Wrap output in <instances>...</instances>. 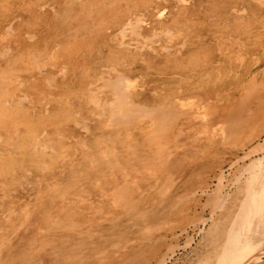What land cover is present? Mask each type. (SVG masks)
I'll return each mask as SVG.
<instances>
[{"label": "bare ground", "instance_id": "1", "mask_svg": "<svg viewBox=\"0 0 264 264\" xmlns=\"http://www.w3.org/2000/svg\"><path fill=\"white\" fill-rule=\"evenodd\" d=\"M139 1L133 0V13L115 30L109 28L117 53L99 72H83L78 82L67 85L65 100L54 95L59 89H54L57 76L52 71L58 68L61 78H68L80 54L76 44L67 39V47L51 37L42 49L21 52L26 60L15 58L12 44L0 52V62L7 64L0 72V264H150L151 256L153 264L171 263L174 244L158 256L156 242L150 252L138 243L136 250L142 253L135 257L126 235L133 241L134 229L154 212L149 203L153 190L167 193L189 186L193 188L181 197L183 203L199 204L205 197L211 206L208 218L194 217L202 226L194 225L202 234L195 249L200 264H264V76L249 70L248 76L238 75L233 88L238 98L222 90L220 78L215 87L183 76L185 69L208 76L211 70L225 73L234 62L242 67L250 36L258 44L264 18L260 22L255 14L247 19L252 0L244 7L234 5L235 20L231 24L229 17L222 18L213 51L192 41L196 0ZM254 3L264 7V0ZM41 7L55 11L45 2ZM7 18L0 19V26ZM14 22L4 27L6 38L13 37ZM128 31L145 43L126 42ZM25 37L38 43L35 31ZM147 51L155 60L164 52V63L150 60ZM58 58L61 66L55 63ZM201 63L202 71H195ZM31 68L38 76H49L48 94L38 87L40 77L24 80L21 70ZM220 104L225 106L218 109ZM252 126L256 128L246 135ZM216 144H230L234 158L206 160ZM224 163L227 171L233 170L228 179ZM204 173H212V189Z\"/></svg>", "mask_w": 264, "mask_h": 264}, {"label": "rangeland", "instance_id": "2", "mask_svg": "<svg viewBox=\"0 0 264 264\" xmlns=\"http://www.w3.org/2000/svg\"><path fill=\"white\" fill-rule=\"evenodd\" d=\"M108 1L109 0H0V19L8 16L7 18L8 22L5 25L0 26V52L4 48L12 44L10 46H11V49L13 50V54L15 58H17V60H26L25 55H22L21 52L23 51L28 52L29 50L34 51L37 48L42 49V47H45V45H47L45 41L47 40L50 41L51 37L53 38L56 36L58 37L59 41L63 40L62 42H64L65 46L67 47L70 45V44L65 43L67 39L71 41L72 46L76 44L75 46L78 47L80 54L77 56L78 62L74 64L76 66L75 67L72 65L70 66L68 76H67L68 78L63 80L61 78L62 76L59 75L58 68L53 69L52 71V73H55V75L57 76V82L54 85V89L55 88L59 89V90H56V93L54 95L55 97H57L58 95L57 97L58 99L60 98L64 99L67 96V94H62V93L64 90L68 89L66 87L67 85L68 87H71L73 86L72 84L78 82L79 79H81V77L83 76V72H86L88 70L92 71L93 68L99 72L100 67L107 64V61L110 59L111 55L117 53L116 45L114 44V42L110 40L111 36H109V34L111 33V29L109 30V28L112 27L115 30L117 25L119 24V21L125 20L126 16L133 13V7H134L133 3L134 2L133 0H128L125 2H123V0H120L118 4H111L105 7L104 5ZM43 2L51 4L54 7L55 11H53L51 7L42 8L41 4ZM138 2L140 1L138 0ZM246 3H249L248 0H196L195 9L192 12V16L194 20V22L192 23L193 24L192 26L194 29H197V30L194 34V40L192 41L197 42L198 44L199 43L204 44L205 46L203 47H206V48L209 47L210 50H213L215 47L217 38H218L216 37V35H218L217 29L218 27L221 28L220 26L222 25V22H221L222 18L229 17L231 20V24H232L235 18H234V15H231V9L233 8L234 5H237L239 7H244L245 5L243 4H246ZM248 7H249L248 9L249 13H248L247 19L248 20L253 19L254 15L256 14L259 16V21L262 22L261 19L264 18V7H260L258 9L256 4L254 3V0H252L249 3ZM10 21H15L14 22L15 31L13 32V37L9 39V38H6L7 35L4 31V27ZM1 22L3 21H0V23ZM77 29H79L80 31H78L74 37H71L70 33ZM27 31L36 32L37 37H38V41H37L38 45L37 44L33 45V43L29 42L26 39L25 33ZM258 32L262 33V35H260V39L258 40L259 41L258 44L253 45L254 43L252 42V40H254L253 34H251L250 36L252 40L251 42H248V45L246 47V53H247L245 56L246 60H241L244 62V63H241L242 67L239 66V62H234V63H231L230 65L231 67L223 66L227 68L225 70H222V71H225V73L221 72V74L217 75L215 74L214 70H211V74L208 76L204 74H202L201 76H196L192 74L193 71H191V69H185V71L183 72V76L185 77L188 76L190 78L189 81H194L195 83L199 82L200 86H202L205 82L208 83V81H210V83H213L212 84L213 86L215 84V87H216V82L218 83V81H220L219 80L220 78L222 79V82H219L220 85H222V90L230 92L231 98L232 97L238 98L239 97L238 92L236 93L233 89L234 85L236 84L238 75L240 77L243 74V72L247 74L246 71L249 70L250 71L249 74L251 75L255 73V71H259L260 75L264 76V24L260 25V30ZM224 37L228 38L229 36L224 35ZM158 40L161 41V43L166 44V40L164 37H159ZM49 41L47 42L49 43ZM125 41L131 42V43H134V42L145 43L143 39L133 36V33L130 31L127 32V39H125ZM53 46L54 44L52 43L51 46L49 47V50L52 49ZM147 52L148 53H146V56H148L150 60L157 61V62L159 61L158 62L159 64H162V62L164 63L163 61L164 52L162 51L159 52L160 57L158 58V60L154 59L155 56L151 55L150 51H147ZM73 53L70 54V56L74 57L75 59V56L73 55ZM14 56L11 59H15ZM21 56H23V59L21 58ZM252 57H258V61L251 59ZM127 58L129 59V54ZM74 59L71 61L72 64L75 62ZM213 59L216 60L215 65L219 66L220 65L218 63L219 57L215 55ZM45 61H48V58L45 59L44 62ZM55 63H57V65L59 66L63 64L60 58H58L57 61H55ZM19 64H20V67L24 65L23 62ZM139 64L140 62H138V65ZM6 66H7L6 63L0 62V72L4 70L5 68H7ZM203 66L204 65L202 63L199 64L196 67L197 70L195 71H198V69H200L199 71H202V69L204 68ZM49 69L51 70L50 67ZM32 70L34 69L31 68L30 70H27V71L21 70V74L24 80L26 81L33 80L34 77H31L30 75L34 74V76L36 75V77L39 75L37 70H34V71ZM38 77H40L39 79H37L38 87L41 89L40 91H42V93L44 92L45 94H48L52 90V88L46 83V81L49 79V76L44 75V76H38ZM243 79L245 83L248 80V78L246 79L244 77ZM243 94L245 95L246 92H244ZM214 98L215 97H213V100ZM223 105L225 106V104H220L219 106H216V107L218 109L219 108L221 109ZM238 107L240 109L241 106L238 105ZM51 113L53 114V110H51ZM45 116L47 115H43V117ZM218 119H222V118H218ZM255 128L256 127L252 126L251 129H246L245 134L247 135V133H250L252 129H255ZM260 130L261 128L259 129V131ZM262 131L264 132V126L262 128ZM253 134H256L254 130H253ZM263 137H264V134L260 133L261 140L263 139ZM229 145L230 144L228 145L216 144V146L218 147L215 148L213 151L211 150L212 156L206 155L204 158H206V160L207 159L209 160V158L213 157L215 159L218 158L219 160L226 159L227 161H230L231 159L234 158L233 154L235 152L234 151L230 152L233 148L229 147ZM216 151L219 153V156L217 157H215ZM231 153H233L232 156H231ZM224 166H225L224 170L228 172L227 173L228 176L225 173V177L226 179H228L231 176L230 174H233L232 173L233 170L227 171L228 165L224 163ZM211 175L212 173H206V174L204 173L202 176H203V179L208 182L207 186H209L212 189L213 186L211 185H213L214 182H212L213 180L211 179L212 177ZM191 188H193V186H189L187 188L184 187V190L181 191L178 188L174 189V187H172L171 189L169 188L170 190H168L167 193L163 192L164 188L156 193L153 190L152 191L153 195L151 196L153 199L149 200L150 201L149 203H154L152 205V206L155 205L154 212L148 215V220L147 222H145L146 224L142 222L143 224L141 223L142 225H140V228L134 229L133 241L130 238H128L126 235V239H127L126 244L132 245L133 250L137 252V250L138 251L140 250V247L139 248L137 247L138 243H140V245L144 247L141 249L143 252L145 250H146L145 252H150L151 246H153L154 248V246H156V243H157V246H156L157 255L162 256L166 253L165 249L166 248L168 249L171 243L172 246L175 245L174 250L176 254V255L174 254V256L172 257L171 263H176V264H187V263L197 264L198 263L200 264L199 260H202V258L200 259V256L198 254L200 251L199 252L198 250L195 251V249L197 247V242L198 240H200L201 238L200 236L202 234L201 233L199 234V230H196L194 225L196 224L200 228L202 226H201V223L199 225V223L196 222L198 220L195 221V219H198L196 217H198L199 215L200 216L202 215L203 217L208 218L210 214L211 206L210 205L207 206L206 203H204L205 197H202L200 199V202L202 204L194 203L192 201L190 202L189 200L188 201L186 200L183 203L182 202L183 199L181 197L186 195L190 191L189 189ZM24 192H25L24 190H18L16 194L22 196L24 195ZM158 204L160 206H158ZM202 206H204L203 207L204 209L202 208ZM173 210L175 211L177 210V212L173 213ZM170 214H173V215H170ZM165 215H168V217H166ZM188 224L189 226H187ZM183 228H185L186 231ZM148 229L150 231H148ZM192 235H194L193 238H192ZM148 237L150 240L148 239ZM172 237L174 238V240H172ZM185 237L186 238L190 237L192 238V240L193 239L194 240L191 241L189 244H187L185 242H187L189 239H186ZM175 243L178 245H176ZM135 252L133 251V254ZM141 253L142 252H137L135 254V257ZM149 256H151V253H147L146 257H149ZM139 258H142V257H139ZM262 258L264 259V257ZM148 259L151 262L150 264H153V262L155 261L154 259H152V256L151 258H148ZM171 263H168V264H171ZM203 264H205V262H203ZM207 264H212V262L207 263Z\"/></svg>", "mask_w": 264, "mask_h": 264}]
</instances>
